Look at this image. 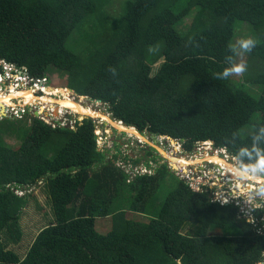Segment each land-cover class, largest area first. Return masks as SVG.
<instances>
[{
    "label": "trees",
    "instance_id": "trees-1",
    "mask_svg": "<svg viewBox=\"0 0 264 264\" xmlns=\"http://www.w3.org/2000/svg\"><path fill=\"white\" fill-rule=\"evenodd\" d=\"M116 3L118 11L110 12ZM184 20L186 28L179 29ZM241 24L264 31V0H0V59L38 78L48 69L65 71L66 87L107 104L129 127L182 140L188 151L209 141L235 158L251 145L253 127L264 124V36L244 57L243 76L213 75L228 66ZM56 89L45 87L40 95ZM254 114L259 121L251 124ZM7 120L0 122V264L264 259V230L257 234L239 207L212 202L181 179L170 184L167 165L154 175L119 168L98 148L93 119L77 131ZM8 134L25 137L24 143L8 146ZM44 184L53 220L23 257L7 246L23 239L24 210ZM110 218L107 230L102 220Z\"/></svg>",
    "mask_w": 264,
    "mask_h": 264
},
{
    "label": "rangeland",
    "instance_id": "rangeland-1",
    "mask_svg": "<svg viewBox=\"0 0 264 264\" xmlns=\"http://www.w3.org/2000/svg\"><path fill=\"white\" fill-rule=\"evenodd\" d=\"M118 9H119L118 3H116V5H114L112 8H110L109 11L110 12L118 11ZM187 24H188V21L184 20L183 22H181V24L179 25L178 28L179 29H185ZM248 35L254 36L259 41L264 36V31L263 30H255V31L249 30L247 27L243 26L242 24L240 26L238 25L237 27H235V35L232 38V44H234L239 38L245 37ZM83 43H84V41H83ZM69 47L73 50H75L77 48V47H74L72 45H70ZM68 75L69 74L65 71H59L56 69H48V72L42 78L45 79V84H47L48 87L53 86V87H58V89L54 90L56 92L55 94H51L49 96H41V97H48L50 99L56 100V98H58V96H60V98L68 96V97L72 98L73 100L84 104V106H89L92 109H94L91 105V104H93V102L86 101L84 98H80V99H79V97L74 98L73 94H71V92L67 91L66 88H64L68 84V82H67L69 79ZM232 77L234 79H239V77H241V76H239V77L232 76ZM87 102L90 105L87 104ZM36 104H38V103H36ZM54 104L55 103H53V102L46 103V105L48 107L50 105H54ZM97 104L98 105L93 104L94 106H96V109H94V110H96L99 113L102 112L101 114L111 117V115H110L111 111L109 110V106L107 104H104V103H102V104L97 103ZM33 105H35V104H31L29 106L30 110L33 109ZM83 116H86V115L84 114ZM91 117H93V116H91ZM111 118L113 120H115L113 117H111ZM94 119H95V123L102 122L105 124L104 127L101 126V128H100V130L102 132V136H100V142L98 144V148H100V151L105 153L106 157L109 160L112 159L113 162L116 164V166H118L121 169H124L126 172H128L131 175H133V173H136V172H145V173H149V174L154 175V174H156V171L159 167L167 165L171 174H172V175L168 176V181H170V184H171V183H175L176 179H180V177L184 176V171H183L184 169H188L189 166H196V164L195 165H186L184 163L183 164H181V163L177 164L176 163L178 170L174 169L172 167L173 165L171 164L173 161L171 159L165 157L162 150L165 151L166 153H168L170 156L180 158V160H185L188 163L192 162L194 160L195 161L200 160L203 163L197 164V166H204L208 170L209 169L213 170V168L209 166V161L207 160L208 158L211 159L212 157L206 156V154H211V152H210L211 149L209 148L210 146L204 145V147L202 148L203 143H200V144L196 145L197 149L195 146L194 150L188 151L184 147V149L181 150V152L176 153V152H173V150H175V148L177 147L176 142L173 143L172 141L163 140V143H164V146H163L160 142V139L152 136L149 132H145L143 134L141 133L142 136H144V138L149 140V141H142L144 139L135 137L133 135L131 136V134H129L128 132H123V131H120L117 128L113 127V125H110V123L103 117H97V118L94 117ZM258 121H259V114H254V116L251 119V124H254ZM0 122H1V120H0ZM7 122H11L12 124H15L16 126H17V124L25 125V124L30 123L27 118L24 120H21V122H19V121L15 122L13 120H7ZM62 130H68V129H62ZM24 140H25V137L21 138L20 136L15 135V134L6 135V139H5L6 144L10 147L21 146L24 143ZM207 145H210V144H207ZM195 149H196V152H194ZM147 152H151L153 155L148 156ZM195 154L199 155L198 157H201V158H198V157L194 158ZM179 155H181L182 158L178 157ZM116 157H119V158L116 159ZM125 158L127 160H137L140 158L141 162L138 166H135L131 162L130 163L125 162V160H124ZM156 160L158 161V163H156ZM224 161L236 165V160H232L231 158H230V162L226 161V160H224ZM147 162L150 163L151 168H149ZM179 164H181L182 166ZM224 175L227 176L228 182L231 186H233V187L234 186H242L241 181L243 182L244 179H240V178L234 176L229 171L224 172ZM184 177L187 178V175H185ZM246 181L249 182V187L257 184L256 182H253L252 180H246ZM216 188H217V192L220 191L222 193L223 189L219 185ZM250 190H253V189H250ZM165 193H166V191L163 192L162 195H164ZM207 193H209V196L211 197L212 190H210ZM238 196L239 195H237L236 197H238ZM247 200L248 199L246 197H244L242 199L244 206L246 205ZM256 202H259V201H256ZM256 202L252 203V205L255 206ZM123 203L126 206L128 205L126 202H123ZM239 213H242L240 209H239ZM260 213H263V215H264V209H260ZM244 217H245V215L242 216V218H244ZM138 218L144 222L150 221L149 216H147V215H144V216L139 215ZM50 219L53 220V210H52L49 191H48L46 185L39 186L38 188H35L33 190L32 194L30 196V204L24 210V214H23V218H22V223H23L22 228H23V231L25 232V235H24L23 239L18 243V242H10L11 239L8 238V236L6 237L5 235L2 236L1 238H2L3 242H6V243L10 242L9 245L7 246L8 249H12V248H15V246H17V247H19L18 250L21 252V254L25 255L29 250L30 244L34 240V237L37 235V233H39L42 229H44L46 226H48L50 224V221H49ZM252 220H254V219L252 218ZM111 224H112L111 218L110 219H103L101 226L106 227L107 230H109V228H111ZM252 225H253L256 233L260 234L261 232L258 231V227H257L256 222H253ZM190 231H191V227H188L187 229L184 230V233H188ZM179 263H181V262H179Z\"/></svg>",
    "mask_w": 264,
    "mask_h": 264
},
{
    "label": "built area",
    "instance_id": "built-area-1",
    "mask_svg": "<svg viewBox=\"0 0 264 264\" xmlns=\"http://www.w3.org/2000/svg\"><path fill=\"white\" fill-rule=\"evenodd\" d=\"M48 88L47 84H45V79H34L28 75L25 69H17L15 66L8 64L4 60H0V96L7 97L12 96L11 101H0V114H2L3 119H24L25 117L29 115H34L35 111H42L46 110V105L42 104L33 106L34 110H30V105L27 104L26 97L24 96H17L19 93L24 92L26 88L31 89V91L36 95L37 98H40L41 92L44 90V88ZM58 106L52 105L50 108V114L52 115V120H56L54 114L57 110ZM63 110H60L62 115H67L66 113L62 112ZM67 112V111H66ZM69 117V116H67ZM61 122V120H57L62 124V126H70V124L75 127V124H77L78 120L82 122L85 118L79 117L76 118H70L66 119ZM56 126V125H55ZM163 140L166 141H172L173 143L176 142L177 147L173 152H181V150L184 149V141L182 140H173L169 137H160V142L164 146ZM202 148L204 145L210 146L211 149V155H217L221 159L229 161L230 158L232 160H235L234 157L230 156L226 150L215 148L213 143L209 141L208 142H202ZM212 143V144H211ZM200 144V143H199ZM210 144V145H207ZM197 149V146H196ZM196 149L194 152H196ZM201 150V149H200ZM193 152V153H194ZM197 154V153H196ZM195 157H198L199 155H196ZM221 155V156H220ZM178 157H181L179 155ZM201 158V157H198ZM188 159V158H187ZM204 159V158H203ZM202 159V160H203ZM197 160V159H196ZM195 161V160H194ZM171 163V162H170ZM203 163V162H202ZM200 163V164H202ZM172 164V163H171ZM217 165L216 162L209 161V166L213 168ZM173 167V166H172ZM178 170V169H177ZM180 170V169H179ZM184 176L187 175V178L180 177V179L184 182H186L190 188H192L195 192L199 193H207L210 190H212L211 199L215 203H219L221 205H229V204H235L236 206H239L241 212L247 217V220L251 223L256 222L257 227L259 228V231L264 230V215L263 213H260V209L257 210H251L247 206L255 208V206L251 204H247V206H244L243 201H241L244 197L248 199L249 193L252 190H249V182L246 180L241 181L242 185L246 189V192L242 194L238 189L235 190L232 193V190L228 187L225 178H227L226 175H224L222 172L219 173L218 171L216 173H219L221 180H217V176L212 175L211 170L206 169L204 166H189L188 169H184ZM136 173H145V172H136ZM135 175V173H133ZM147 174V173H146ZM225 177V178H224ZM186 179V180H185ZM213 185V186H212ZM218 185L223 189L222 193L219 191L217 192ZM209 194V193H208ZM239 195L238 197H236ZM254 220H252V218Z\"/></svg>",
    "mask_w": 264,
    "mask_h": 264
},
{
    "label": "clouds",
    "instance_id": "clouds-1",
    "mask_svg": "<svg viewBox=\"0 0 264 264\" xmlns=\"http://www.w3.org/2000/svg\"><path fill=\"white\" fill-rule=\"evenodd\" d=\"M257 44H258V40L254 36L248 35V36L239 38L234 44L230 45L229 46L230 55H227L225 57V62L228 66L223 68L222 71L214 73L213 74L214 78L217 80H227L229 77H232V76H237V77L243 76L248 70L247 61L244 57L246 56V54L250 53L257 46ZM156 51H158V49L155 47L149 48L150 53H153ZM17 69H25L26 72L28 73V75L34 79L35 78L36 79H43L42 77L38 78V77L32 76L27 71V69L25 67L17 68ZM109 71L112 72L114 75L116 74L115 68L110 67ZM51 87H53V86H49L48 89ZM64 88L69 89L68 87H64ZM25 90L31 91V89H28V88H26ZM71 94H73L74 98H76V97H79V99L84 98L86 101L93 102L94 105H98L97 103H101V104L103 103L100 100H92L88 96H82L81 94L76 93L74 90H73V92H71ZM33 95H34V93H33ZM34 96H36V95H34ZM38 97H41V96H38ZM58 98H60V96H58ZM87 104H89V103L87 102ZM93 104H91L92 107L94 109H96V106H94ZM54 105L58 106L56 112L57 111L59 112L58 115L55 112L54 116H55L56 120H54V121L52 120L51 114H49L50 118H41L40 116H38L36 114V112H39V111H35L34 115H29V116L25 117L24 119L27 118L30 123H32L34 120H41L53 129H68L71 131H77L78 128L84 124L86 119H93L95 122L94 117L83 116L81 114L74 112V110H72V109H65V111H64V108H62L58 104H54ZM60 110H63L62 112L67 114V115H65V117L69 116L70 118H76V119H78L79 117H84L85 119L82 122H80L78 120L77 124H75V127H73L72 124H70V126H66V127L62 126V124L57 121V120H61V122H62L64 120L63 118H65L64 116L61 117L62 113L60 112ZM44 111H46V110H42L41 113ZM110 115L113 116V114L111 112H110ZM113 118H114V116H113ZM1 119H3V118L1 117ZM24 119H21V120H24ZM114 119L116 121L119 120L116 118H114ZM10 120H14V119H10ZM18 120H20V119H18ZM120 123H122V122H120ZM95 124L97 126L96 135L99 137L97 139V142L99 144L100 136H102V132H101L100 128H101V126L104 127L105 124L102 122H97ZM123 124L125 125V123H123ZM127 127H129V126L127 125ZM131 128H135V127H131ZM250 136H251V145L249 147H243V148L239 149L238 152L236 153V156H235L236 165L233 168V172L235 175H237L241 179H251L253 181L258 182L257 184L250 186L253 188V190L249 193L248 200L246 202V205H247V204H251L252 202L259 201V202L255 203V208L247 206L251 210H257V209H264V146H262V145H264V124H260L259 126H254L253 130L250 133ZM154 137L160 139V137H167V136H154ZM233 137H236L235 133L233 134ZM169 138L173 139L172 137H169ZM173 140H176V139H173ZM147 174H149V173H147ZM44 185H46V184H44ZM186 185L189 187V185L187 183H186ZM190 189H192V188H190ZM237 207H239V206H237ZM240 215H241V217L244 216L243 213H240ZM244 218L247 219L246 217H244ZM249 223H251V222H249ZM258 231H259V228H258ZM262 255H264V253H262ZM257 264H264V259L259 260L257 262Z\"/></svg>",
    "mask_w": 264,
    "mask_h": 264
},
{
    "label": "bare ground",
    "instance_id": "bare-ground-1",
    "mask_svg": "<svg viewBox=\"0 0 264 264\" xmlns=\"http://www.w3.org/2000/svg\"><path fill=\"white\" fill-rule=\"evenodd\" d=\"M67 91H69L68 89H66ZM71 92V91H69ZM56 92L55 91H52L51 94H55ZM17 96H24L26 97V102L27 104L31 105V104H35L33 106H37V105H42V103L44 105H46V103L48 102H53L55 104H59V106H61L62 108H64V111L65 109H72L74 110V112L78 113V114H82V115H86V116H93V117H103L105 118L109 123L110 125H113V127L117 128L118 130L120 131H123V132H128L129 134H131V136H135V137H138V138H142L144 140L142 141H149L147 140L146 138H144V136H142V134L136 129V128H131V127H127L126 125H124L123 123H120V122H117L116 120H113L110 116H107V115H103L99 112H97L96 110L92 109L91 107L89 106H84V104L82 103H79L75 100H73L72 98L68 97V96H65V97H61V98H56V100L54 99H50L48 97H41V98H37L36 96L33 95V93L30 91V90H25L24 92H21L19 93ZM41 96V95H40ZM11 98H13L12 96H5V97H2L0 96V101H6V102H9L11 101ZM10 103V102H9ZM38 103V104H36ZM52 105H50L49 107L46 105L47 109L46 111L42 112L39 111V112H36V114H38V116H40L41 118H50V108H51ZM34 110V109H32ZM65 115H61V117ZM60 117V118H61ZM66 119H69V117H65ZM14 119V118H12ZM18 119V118H16ZM104 119V120H105ZM162 150V149H161ZM163 154L165 157L171 159L173 162H172V165H173V168L174 169H178L177 168V164L178 163H181V164H186V165H195V164H200L202 163V161L200 160H197V161H192V162H187L185 160H180V158H177V157H172L170 156L168 153H166L165 151H163ZM206 156L208 157H212L211 159L208 158L207 160L208 161H211L212 163L213 162H216L217 165L214 167V170H211V173L212 175L214 176H217V180H221V177L219 175V173H223L226 172V171H229L231 172L234 176L238 177L237 175L234 174L233 172V168L235 167L234 164L232 163H228V162H225L223 159H221L220 157L214 155L212 156L211 154H206ZM177 163V164H176ZM179 164V165H181ZM182 166V165H181ZM219 172V173H216V172ZM225 178V177H224ZM240 178V177H238ZM241 179V178H240ZM226 180V183L228 185V187L232 190V193L235 191V190H239L242 194H244L246 192V188L242 186H231L228 182V179L225 178ZM244 180H251V179H244ZM253 181V180H252ZM253 182H256L258 183L257 181H253ZM248 189H253L252 187H248ZM247 189V190H248Z\"/></svg>",
    "mask_w": 264,
    "mask_h": 264
},
{
    "label": "crops",
    "instance_id": "crops-1",
    "mask_svg": "<svg viewBox=\"0 0 264 264\" xmlns=\"http://www.w3.org/2000/svg\"><path fill=\"white\" fill-rule=\"evenodd\" d=\"M37 235H38V233H37ZM37 235L34 237V240H33V242L30 244L29 249L31 248V246H32L33 243L35 242V239L37 238ZM18 248H19V247L15 246V248H12V249L15 250V251H17L21 256L25 257V256L27 255L28 252H27L25 255H23V254H21V252L18 250ZM28 251H29V250H28Z\"/></svg>",
    "mask_w": 264,
    "mask_h": 264
},
{
    "label": "water",
    "instance_id": "water-1",
    "mask_svg": "<svg viewBox=\"0 0 264 264\" xmlns=\"http://www.w3.org/2000/svg\"><path fill=\"white\" fill-rule=\"evenodd\" d=\"M69 91H71V92H73V89H71V88H69L68 89ZM58 111L56 112V114L58 115ZM38 115V114H37ZM1 116H2V114H0V119H1ZM111 117H113L112 115H111ZM118 122H122V123H124L122 120H117ZM126 125V124H125ZM127 126V125H126ZM142 133V132H141ZM143 134V133H142ZM99 137L97 136V139H98Z\"/></svg>",
    "mask_w": 264,
    "mask_h": 264
}]
</instances>
